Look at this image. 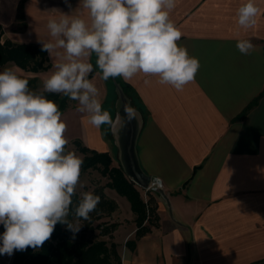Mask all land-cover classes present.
I'll use <instances>...</instances> for the list:
<instances>
[{
	"label": "crops",
	"instance_id": "0c3cea01",
	"mask_svg": "<svg viewBox=\"0 0 264 264\" xmlns=\"http://www.w3.org/2000/svg\"><path fill=\"white\" fill-rule=\"evenodd\" d=\"M21 3L25 26L17 29ZM245 3L175 0L169 17L182 33L177 44L200 62L194 81L182 91L159 83L158 76L139 73L129 81L117 77L141 116L136 143L140 168L161 184L151 195L158 224L133 250L123 253L121 264H264V0H254L260 12L247 30L238 25L237 15ZM70 4L71 8L64 0H0L1 41L41 46L38 39H52L50 18L66 13L88 21L79 0ZM241 39L255 45L251 55L236 48ZM47 58L46 71L30 73L41 88L54 70L55 57L47 53ZM96 59L95 54L90 58L89 79L114 121L112 84L110 78L101 79ZM5 67L17 68L8 63L0 71ZM21 73L19 69L18 75L27 79ZM77 106L71 100L62 112L69 143L78 140L116 161L111 127L92 126ZM124 203L125 215L133 217L129 203ZM114 215L120 217L119 209ZM132 221L128 229L119 225V244L133 238ZM3 260L6 257L0 256Z\"/></svg>",
	"mask_w": 264,
	"mask_h": 264
},
{
	"label": "clouds",
	"instance_id": "9594fccd",
	"mask_svg": "<svg viewBox=\"0 0 264 264\" xmlns=\"http://www.w3.org/2000/svg\"><path fill=\"white\" fill-rule=\"evenodd\" d=\"M64 2L71 8L70 0ZM175 6V0H79L88 21L62 13L47 22L52 39H38L42 51L55 57L54 70L41 89H30L15 67L0 71V255L41 248L58 223L66 225L74 239L81 221L89 220L100 202L93 192H81L72 209L77 188H83V159L67 149V125L46 93L77 101L76 111L87 114L92 126L114 127L98 98L99 89L89 79L93 54L104 81H129L143 73L158 76L159 83L177 91L194 81L200 62L177 44L182 33L169 17ZM259 12L254 0H247L238 8V25L253 27ZM236 48L251 55L255 45L241 39ZM124 113L127 122L136 118L131 106L126 105Z\"/></svg>",
	"mask_w": 264,
	"mask_h": 264
},
{
	"label": "trees",
	"instance_id": "16d2710c",
	"mask_svg": "<svg viewBox=\"0 0 264 264\" xmlns=\"http://www.w3.org/2000/svg\"><path fill=\"white\" fill-rule=\"evenodd\" d=\"M21 22V28L24 25V16L22 13V3L19 5L18 17ZM2 29L0 27V67L12 63L17 68L24 72L37 74L44 72L48 68L47 52L42 51L41 46L14 44L9 40L1 41ZM23 78V77H22ZM29 81V88L33 87L35 78L27 79ZM118 83L129 100L130 105L135 110L136 104L130 96L129 90L122 84L118 78H110L112 87L114 82ZM36 90V89H33ZM116 94V93H115ZM48 99L53 100L59 106L61 113L68 107L71 99L63 97L60 94L46 93ZM116 101V100H115ZM138 111V110H137ZM74 145L83 154H87L83 159L82 168H102L103 172L108 173L110 182L108 187L117 191L121 196H124L129 204L130 209L135 215L134 224L136 227L134 239L126 242V247L133 250L136 243L147 233L151 231L152 227L158 224V216L156 214V206L151 195L145 204L134 188L133 182L128 180L122 169L111 168V157L108 153H98L83 146L78 140L73 141ZM100 196V202L96 209L91 212L90 219L82 220L85 224L91 226L94 220L100 219V215L96 214L98 211L105 210L107 213L114 211L115 204L112 201L106 200L102 194H95ZM80 196L76 194L73 196L72 209L74 210ZM71 215L69 219H71ZM114 228V225H111ZM4 231L3 225H0V234ZM121 264L120 258L117 256L114 245L111 244L109 248L106 247L104 241L92 242L87 238H81L79 241L72 242L69 237V230L61 229V224L55 226L54 232L50 240L46 241L41 248H28L24 251H14L12 259L9 264Z\"/></svg>",
	"mask_w": 264,
	"mask_h": 264
},
{
	"label": "rangeland",
	"instance_id": "374dc122",
	"mask_svg": "<svg viewBox=\"0 0 264 264\" xmlns=\"http://www.w3.org/2000/svg\"><path fill=\"white\" fill-rule=\"evenodd\" d=\"M17 29H21V22L19 21V19H17ZM2 35H3V32H2ZM21 71H22L21 74L24 76H27V79L31 78L30 73L28 74L27 72H24L23 70H21ZM21 77H23V76H21ZM30 89H32V90L33 89H36V90L41 89V87L38 85L36 79H35V83H34L33 87H30ZM112 97H113L114 102H115L116 94H115L114 88L112 89ZM69 131L70 130H68V129L66 130L67 133ZM67 149L68 150H74L79 156L82 157V159H84L85 156L87 155V154L81 153L79 151V149L74 145L73 142H71L67 145ZM111 160H112V158H111ZM110 167L111 168L112 167L113 168H119L120 165H119L118 160L117 159H116V161L112 160ZM80 180H81V183L83 184V188H79V187L77 188L78 196H80L81 192H87V191L93 192L94 194H97V193L102 194L106 200L112 201L115 204V209H114V211L109 212V213H107L105 210L98 211L96 214L100 215L101 218L98 220H94L92 222L91 226L85 224V222H81L83 224V226L81 227L80 231L75 234L74 239H73V233L71 231H69L70 240L72 242H76V241H79L81 238H87L88 240H90L92 242L104 241L106 243L107 248H109L110 245L113 244L114 249L116 251V254L120 258V263H121V258L123 256V253L126 250H130V249H128L125 246L127 241L125 243L119 244V241H121L120 239H123L122 238L123 236H121L122 234H116V231L118 229H120L119 225L122 226L123 230L128 229L129 227H131V224H130L131 218H133V221H132L133 223H134V219H135L134 214H133V217H131V215H125V212L127 210L125 209L126 205H124L125 204L124 200L127 202H128V200L124 196L119 195L116 190L107 186V184L111 180L108 176V173L103 172L101 167H99V168H92V167L82 168ZM134 188L137 190L138 194L140 195L141 200L146 204L148 199H149V196H150L149 194H152L153 192L141 189L138 186H136L135 184H134ZM120 197L122 199H119ZM118 209L120 212V217L116 218L115 215L113 216V214L115 212H117ZM111 225H114V228H111ZM134 226H135V224H134ZM65 227H66V225L61 224V229H64ZM135 230H136V227H135ZM135 230H134V233H135ZM122 233H123V231H122ZM134 233H133V238L129 239V240L134 239ZM0 256L6 257V261L3 260L2 262H0V264H9L13 255H11V256L0 255ZM113 264H116V263H113Z\"/></svg>",
	"mask_w": 264,
	"mask_h": 264
},
{
	"label": "water",
	"instance_id": "95a60500",
	"mask_svg": "<svg viewBox=\"0 0 264 264\" xmlns=\"http://www.w3.org/2000/svg\"><path fill=\"white\" fill-rule=\"evenodd\" d=\"M114 82L116 101L114 127L110 128L113 143L117 149V160L124 175L141 189H146L154 178L146 175L140 168L136 153L137 138L142 126L139 112L136 118L130 122L125 119L124 108L131 106L129 100L124 95L120 85ZM120 119H117V117Z\"/></svg>",
	"mask_w": 264,
	"mask_h": 264
},
{
	"label": "built area",
	"instance_id": "2783aa9c",
	"mask_svg": "<svg viewBox=\"0 0 264 264\" xmlns=\"http://www.w3.org/2000/svg\"><path fill=\"white\" fill-rule=\"evenodd\" d=\"M160 185H161L160 180L157 178H154V180L150 183V185L144 190H147V191L154 193L160 188Z\"/></svg>",
	"mask_w": 264,
	"mask_h": 264
}]
</instances>
